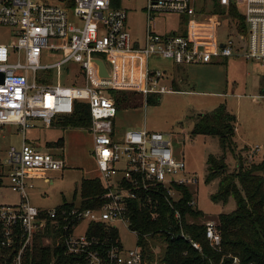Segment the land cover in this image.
Wrapping results in <instances>:
<instances>
[{
	"label": "built area",
	"instance_id": "1",
	"mask_svg": "<svg viewBox=\"0 0 264 264\" xmlns=\"http://www.w3.org/2000/svg\"><path fill=\"white\" fill-rule=\"evenodd\" d=\"M146 1L140 42L127 28L126 9L113 6V0H0V27L13 31L9 42H0V137L1 129L13 124L23 136L0 163V197L6 186L19 193L17 203H0V264H157L156 249L167 244L163 233L201 249L183 229L169 227L142 236L153 250L149 254L139 231L131 227L134 203L155 219L165 200L180 220V187L191 189L199 178L174 157L166 134L135 128L118 133L119 107L110 92L134 91L147 100L177 91L164 83V70L151 66L154 56L176 64L240 57L264 65V0ZM163 11L187 15L184 32H157L155 14ZM46 57L59 58L45 62ZM70 62L79 65L81 86L61 82ZM78 102L89 107L88 129L106 191L94 206H84L82 198L80 203L40 209L30 202L29 179L63 169L65 160L60 152L42 151L28 142L27 131L34 120L47 128L56 125L60 117L75 112ZM257 151L259 147L253 148L249 158ZM188 204L197 209L193 192ZM118 223L136 236L135 248L121 245ZM202 223L210 245L221 250L218 220ZM233 263L239 264V257Z\"/></svg>",
	"mask_w": 264,
	"mask_h": 264
},
{
	"label": "rangeland",
	"instance_id": "2",
	"mask_svg": "<svg viewBox=\"0 0 264 264\" xmlns=\"http://www.w3.org/2000/svg\"><path fill=\"white\" fill-rule=\"evenodd\" d=\"M146 2L120 0V5L128 13L127 28L132 38L140 42L144 40ZM187 17L175 12H156V30L161 34L181 32L186 27ZM226 29L227 25L224 24L220 29L221 38L225 37ZM12 34V29L0 27V42H9ZM58 58L46 57L44 61L53 62ZM150 63L152 67L165 71L164 83L177 91L158 95L160 102L153 105L148 104L146 98L137 92H120L128 100L118 109L116 131L119 133L135 128L166 134L171 140L174 157L184 160L187 171L199 178V183L191 187L196 200L195 207L202 213L198 221L218 220L220 213L231 212L236 207L234 198H230L227 204L211 199V194L217 191L219 179L206 182L207 158L210 154L222 153L220 139L218 136L194 134V126L201 114L224 106L236 117L233 148L227 151L225 157L229 170L236 171L241 160L245 166L264 162V65L240 57L219 58L211 63L176 64L169 59L154 56ZM67 67L70 71L62 73L61 82L64 85L81 86L79 65L70 62ZM33 123L34 126L26 134L28 142L41 147L47 141L64 138L62 148H50L47 142L48 148L40 149L60 152L65 167L29 179L33 184L27 188L30 202L40 209L48 210L65 203H80L83 198V180L101 179L102 175L94 155L92 132L88 128L66 127L58 123L47 128L41 120H34ZM1 133L0 163H5L9 147L20 146L23 136L14 124L4 126ZM256 147H259V151L250 159L249 154ZM18 201V192L8 186L1 189V204ZM84 226L82 224L79 231ZM118 236L124 248H135L136 236L122 223H118ZM164 247L165 244L156 249L158 258H161ZM150 251L153 254V250ZM153 256L155 258L156 255Z\"/></svg>",
	"mask_w": 264,
	"mask_h": 264
},
{
	"label": "trees",
	"instance_id": "3",
	"mask_svg": "<svg viewBox=\"0 0 264 264\" xmlns=\"http://www.w3.org/2000/svg\"><path fill=\"white\" fill-rule=\"evenodd\" d=\"M113 6H120V1L113 0ZM110 93L118 107L128 100L124 93ZM159 102L158 95L147 98L148 104ZM90 122L89 107L85 102H78L71 116L60 117L57 121L62 126L83 128H88ZM235 129V115L229 113L224 106H219L210 113L201 114L193 130L194 134L218 136L220 139L222 153L210 154L207 158L206 182L219 179L217 191L211 194V199L227 204L230 198H234L236 202L233 211L220 213L218 217L222 235L221 250L214 249L207 240L205 225L198 221L202 216L201 211L188 204L192 198L189 187H180L183 197L176 206L181 213L180 220L174 218V209L165 200H161L160 214L155 219L134 203L131 227L139 231L140 241L147 253L151 254V251L142 236L150 232L155 234L156 231L169 227L177 231L183 229L194 241L201 244V249H197L184 238L170 239L163 233L167 244L160 264H234V256L239 257V264H264V162L245 166L241 160L236 171L229 170L225 157L227 151L233 148ZM48 145L50 148H62L64 138L48 142ZM105 191L99 178L84 179L83 205L94 206Z\"/></svg>",
	"mask_w": 264,
	"mask_h": 264
},
{
	"label": "water",
	"instance_id": "4",
	"mask_svg": "<svg viewBox=\"0 0 264 264\" xmlns=\"http://www.w3.org/2000/svg\"><path fill=\"white\" fill-rule=\"evenodd\" d=\"M98 63H99V66H100L101 74L103 76H107V69H106L103 61L102 60H98ZM3 79H4V75H3V73H0V81H3Z\"/></svg>",
	"mask_w": 264,
	"mask_h": 264
},
{
	"label": "crops",
	"instance_id": "5",
	"mask_svg": "<svg viewBox=\"0 0 264 264\" xmlns=\"http://www.w3.org/2000/svg\"><path fill=\"white\" fill-rule=\"evenodd\" d=\"M255 63V62H254ZM258 98V97H257ZM47 142H53V141H47ZM47 142L46 143H44V145H42L41 147H43V148H45V149H47L48 147H47ZM36 144V143H35ZM37 146H38V144H37ZM40 147V146H39Z\"/></svg>",
	"mask_w": 264,
	"mask_h": 264
}]
</instances>
